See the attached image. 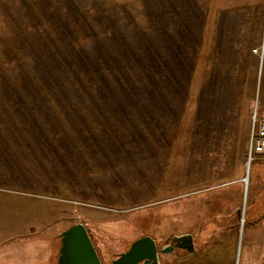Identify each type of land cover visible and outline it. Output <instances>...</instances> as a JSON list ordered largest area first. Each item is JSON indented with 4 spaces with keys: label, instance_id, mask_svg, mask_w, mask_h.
<instances>
[{
    "label": "rangeland",
    "instance_id": "1",
    "mask_svg": "<svg viewBox=\"0 0 264 264\" xmlns=\"http://www.w3.org/2000/svg\"><path fill=\"white\" fill-rule=\"evenodd\" d=\"M29 12L84 43L162 21L178 31L179 64L164 70L178 86L163 82L149 105L138 89L121 109L60 105L36 122L0 92V264H56L77 222L102 264L139 236L185 233V264H264V157L242 182L251 117L264 116V0H0V42Z\"/></svg>",
    "mask_w": 264,
    "mask_h": 264
},
{
    "label": "trees",
    "instance_id": "2",
    "mask_svg": "<svg viewBox=\"0 0 264 264\" xmlns=\"http://www.w3.org/2000/svg\"><path fill=\"white\" fill-rule=\"evenodd\" d=\"M28 15L22 25L15 28L12 23V33L1 38L5 43L0 42V49L5 50L1 52L11 56L0 62V92L4 96L1 103L5 108L7 102H19L25 109H32L25 114L36 122L39 117L43 120L40 111H57L60 105L79 109L90 104L98 110L104 104L110 110L121 109L135 101L133 93L138 89L145 92L140 103L149 105L150 92L160 89L163 82L172 81L177 92V77L165 75L164 70H170V64H179L175 39L178 31L162 21L150 25L152 18L146 14L142 16V20L147 19L144 27L124 29L122 34L109 27L100 40L97 32L91 31L89 43H84L76 34L72 39L68 28L47 29V14ZM37 20L49 26L42 29L35 25ZM191 66L187 71H192ZM37 113L35 118L33 114Z\"/></svg>",
    "mask_w": 264,
    "mask_h": 264
},
{
    "label": "water",
    "instance_id": "3",
    "mask_svg": "<svg viewBox=\"0 0 264 264\" xmlns=\"http://www.w3.org/2000/svg\"><path fill=\"white\" fill-rule=\"evenodd\" d=\"M237 214L240 215V210ZM174 248L193 252L192 235H174L163 247L157 246L151 236L142 235L134 239L125 251L120 252L111 264H158V255ZM56 264H102L88 231L81 222L70 224L59 233Z\"/></svg>",
    "mask_w": 264,
    "mask_h": 264
},
{
    "label": "built area",
    "instance_id": "4",
    "mask_svg": "<svg viewBox=\"0 0 264 264\" xmlns=\"http://www.w3.org/2000/svg\"><path fill=\"white\" fill-rule=\"evenodd\" d=\"M254 52L257 53L262 63L264 60V23L262 40ZM247 153L250 158L254 155L264 157V116H258L256 113L251 117Z\"/></svg>",
    "mask_w": 264,
    "mask_h": 264
},
{
    "label": "crops",
    "instance_id": "5",
    "mask_svg": "<svg viewBox=\"0 0 264 264\" xmlns=\"http://www.w3.org/2000/svg\"><path fill=\"white\" fill-rule=\"evenodd\" d=\"M235 13L242 14L241 12H235ZM247 148H248V145H247ZM242 182L244 184L243 186H245V185L247 186L248 185V183L247 184L244 183L243 178H242ZM243 189H245V188L243 187ZM145 235H147V234H145ZM174 235L177 236V235H182V234H171V235H168L167 236V240L170 237L174 236ZM191 235H192L193 244H194V250H195V248H196V239H195L193 234H191ZM155 242H156L157 246H160V247L166 246L168 244V241H165L164 243L162 242L160 244H158L159 242L156 241V240H155ZM237 251H238V249H237ZM185 253H187L189 257H192L190 255H192L193 252H185V251H183L181 249H177V248H174L172 251H169L167 253H161V254L158 255V264H185V263H187V260L186 261L183 260V255ZM236 253L238 255V252H236ZM184 259H187V257H184Z\"/></svg>",
    "mask_w": 264,
    "mask_h": 264
},
{
    "label": "bare ground",
    "instance_id": "6",
    "mask_svg": "<svg viewBox=\"0 0 264 264\" xmlns=\"http://www.w3.org/2000/svg\"><path fill=\"white\" fill-rule=\"evenodd\" d=\"M259 62H260V60H259ZM260 64H261V62H260ZM249 159H248V162H247V167H246V173L248 172V164H249V162L251 161V159L252 158H250V157H248ZM247 182H248V173L246 174V176H245V178H244V183L245 184H247ZM249 183V182H248ZM246 186V185H245ZM246 188V187H245Z\"/></svg>",
    "mask_w": 264,
    "mask_h": 264
},
{
    "label": "flooded vegetation",
    "instance_id": "7",
    "mask_svg": "<svg viewBox=\"0 0 264 264\" xmlns=\"http://www.w3.org/2000/svg\"><path fill=\"white\" fill-rule=\"evenodd\" d=\"M169 242V239L167 240ZM184 251V250H183Z\"/></svg>",
    "mask_w": 264,
    "mask_h": 264
}]
</instances>
